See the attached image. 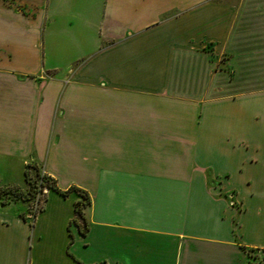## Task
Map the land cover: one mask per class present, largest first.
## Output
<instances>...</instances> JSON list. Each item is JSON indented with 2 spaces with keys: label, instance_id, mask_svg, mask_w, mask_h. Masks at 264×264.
<instances>
[{
  "label": "crops",
  "instance_id": "crops-1",
  "mask_svg": "<svg viewBox=\"0 0 264 264\" xmlns=\"http://www.w3.org/2000/svg\"><path fill=\"white\" fill-rule=\"evenodd\" d=\"M24 172L89 202L0 203V264H264V0H0V188Z\"/></svg>",
  "mask_w": 264,
  "mask_h": 264
},
{
  "label": "trees",
  "instance_id": "trees-1",
  "mask_svg": "<svg viewBox=\"0 0 264 264\" xmlns=\"http://www.w3.org/2000/svg\"><path fill=\"white\" fill-rule=\"evenodd\" d=\"M24 176H25V181L29 185V188H28L27 192L24 194L18 188H8V189H2V188H0V203L5 204L7 201H9V199L6 200V197H8L9 195L13 198V200H17V199H20V200H28V199H31L32 200L33 195H34V192L31 193L32 184L27 179V176L25 175V172H24ZM43 183L45 184L44 185L45 187L51 188V189L55 190L57 193H59L62 196H66L67 193L70 190H73V191L78 192L84 198V202L83 203L76 202L74 204V209H75V211H76L77 214H80V208H81V206L86 205L89 202L88 201V198H87V195L83 191H81V190H79V189H77L75 187H71L70 189H67L66 191H59L57 189V187L55 186L53 180L48 179V178H46L44 176H40V182H39V184L41 186H43L42 185ZM84 231H85V229L82 232H84ZM246 264H255V263H250L248 261Z\"/></svg>",
  "mask_w": 264,
  "mask_h": 264
},
{
  "label": "rangeland",
  "instance_id": "rangeland-1",
  "mask_svg": "<svg viewBox=\"0 0 264 264\" xmlns=\"http://www.w3.org/2000/svg\"><path fill=\"white\" fill-rule=\"evenodd\" d=\"M35 174H36V171H35ZM31 179L29 180L30 183L32 184L31 193L34 192V194H35L37 191H39V194H40V203H39V205L41 207V205H42V199H43V194H44V192H42V190H44V188H45L44 185L45 184L43 183L42 184L43 186H41L39 184V182H40V176L37 177V175H35V178L32 179V180ZM28 188H29V185H28ZM7 199H9V201H12L13 200V198L10 195L8 197H6V200ZM252 258L255 259V261L261 262L262 260H264V254H262V256L256 257V258L252 257L251 254H250V259H252ZM250 263H255V262L250 261Z\"/></svg>",
  "mask_w": 264,
  "mask_h": 264
},
{
  "label": "built area",
  "instance_id": "built-area-1",
  "mask_svg": "<svg viewBox=\"0 0 264 264\" xmlns=\"http://www.w3.org/2000/svg\"><path fill=\"white\" fill-rule=\"evenodd\" d=\"M42 192H44V190H42ZM40 194L39 191H37L32 198V203L31 206L29 208V213H28V217L31 219L33 218V216L35 215V213L40 209Z\"/></svg>",
  "mask_w": 264,
  "mask_h": 264
}]
</instances>
